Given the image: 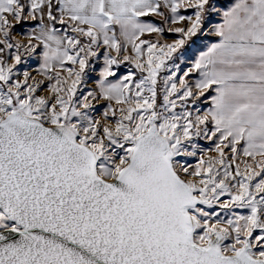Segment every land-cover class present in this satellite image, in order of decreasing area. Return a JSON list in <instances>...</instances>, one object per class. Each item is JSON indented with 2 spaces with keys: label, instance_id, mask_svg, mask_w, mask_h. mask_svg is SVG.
<instances>
[{
  "label": "snow or ice",
  "instance_id": "snow-or-ice-1",
  "mask_svg": "<svg viewBox=\"0 0 264 264\" xmlns=\"http://www.w3.org/2000/svg\"><path fill=\"white\" fill-rule=\"evenodd\" d=\"M0 264H264V0H0Z\"/></svg>",
  "mask_w": 264,
  "mask_h": 264
}]
</instances>
